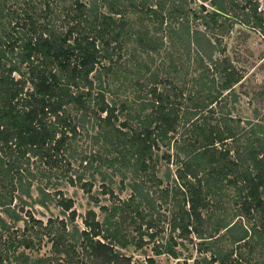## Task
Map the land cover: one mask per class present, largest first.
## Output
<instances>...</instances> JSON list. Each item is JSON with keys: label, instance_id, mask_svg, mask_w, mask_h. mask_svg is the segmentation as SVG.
Segmentation results:
<instances>
[{"label": "trees", "instance_id": "obj_1", "mask_svg": "<svg viewBox=\"0 0 264 264\" xmlns=\"http://www.w3.org/2000/svg\"><path fill=\"white\" fill-rule=\"evenodd\" d=\"M189 1L0 0V250L9 247L16 258L17 254H23L16 250L18 245H31L32 232L27 230L16 235L14 226L11 227L12 221L21 218L25 227L38 222V232L46 235L53 252L70 255L79 251L68 240L70 238L62 234L67 231L63 218H56L58 232L52 228L50 217L42 222L29 212H32L30 203L33 201L43 204L47 199H53L62 211H66L67 219L73 220L71 198L54 186L64 179L70 184L78 183L86 191L90 190V181L80 180V171L73 168L69 151L71 140L77 133V122L87 120L88 110L102 124L98 128L99 135L109 143L120 145L114 147L115 152L111 156L100 155L98 151L80 152L78 163L81 168L94 157L106 165L132 157L134 166L144 170V177L127 182L130 192L126 196L117 200L112 198L108 204H98L103 210L101 218H97L94 209L89 206L80 218L82 226L71 225L70 235L79 237L80 250L89 264H134L129 262L128 255L114 248V244L123 245L129 241L139 245L140 233L136 238L127 236L120 225L122 219L115 218V212L124 213L122 215L130 222L133 220L130 211L140 212V204L152 208L153 196L166 198L170 192L169 199H172L176 192L181 194L179 204L176 202L179 213L170 225L177 227L179 233L186 232L192 220L200 218L198 208L207 205L208 201L212 202L205 194L218 191V182L222 179L235 186L241 215L259 210L257 225L260 226H247L239 219L229 222L218 216L212 227L216 230L218 226H225L224 230L232 240L244 237L249 229L259 241L264 242V197H261L264 194L263 126L250 127L255 136L234 145L232 154H229V146L224 144L227 139L233 138L237 121L230 122L226 116L213 120L205 119V114L198 117L200 109L207 104V111L211 110L210 102L215 97L211 93H206L210 96L206 103L192 91L181 96L180 88L168 85L170 80L166 76L156 78L151 72L148 100L144 103L139 100V111L134 114L138 118V126H130L128 115L114 122L116 111L124 110L126 103L115 104L103 92L105 86L100 69L107 71L112 62L105 64L100 58L115 61L120 55L125 35L131 33H135L141 45L154 48L161 41L155 34V24H165L162 27L173 38L171 43L190 42L195 53L211 57L213 39L198 26L190 25L188 19L198 17L196 9H205L203 13L213 24L217 14L225 12L224 7L219 0H208L213 5L205 8V0H199L198 7L194 9L188 6ZM242 1L241 8L246 10L239 17L235 16L236 19L247 23L251 16L250 25L256 26L264 35V0L262 10L258 9V12L255 10L256 0ZM132 13L135 18L152 23L151 31L147 28L132 30L128 22ZM217 63L221 65L220 87L229 86L238 79V71L227 60L223 64L221 61ZM213 66L217 67L214 62ZM156 82L159 83L157 88ZM171 87V91L166 90ZM176 97L189 100L183 105L188 111L179 113ZM145 103L149 110L141 112ZM75 111H79L78 114ZM173 132L176 134L173 139L179 137L182 142L174 141V158L171 161L177 165L173 175H169L171 184L149 189L150 185H158L160 180L153 172L154 163L147 162L152 157L151 147L157 141L168 142ZM163 154L168 159L169 152ZM101 177H104L103 172ZM119 182L123 184L122 179ZM31 186L35 188L36 198L30 193ZM100 186L101 192H112L104 182H100ZM153 191H157L155 195ZM56 192L60 193L57 197L54 196ZM92 197L95 201L96 196ZM24 212H27L26 216ZM191 230L196 228L193 226ZM144 231L152 234L151 231ZM158 251L175 256V249L170 244L155 247L154 252ZM200 257L203 264H230L225 254H218L212 249ZM144 264H155L152 256L147 255ZM261 264H264V259Z\"/></svg>", "mask_w": 264, "mask_h": 264}, {"label": "rangeland", "instance_id": "obj_2", "mask_svg": "<svg viewBox=\"0 0 264 264\" xmlns=\"http://www.w3.org/2000/svg\"><path fill=\"white\" fill-rule=\"evenodd\" d=\"M198 1L190 0L188 6L196 9ZM219 1L225 12L217 14L215 23L212 24L211 20L203 13L205 9H196L195 14H198V17L188 19L190 25L198 26L213 39V47L210 50L211 57L195 53L190 42L189 44L182 41L171 43L173 38L171 39V35L165 33L162 27L165 24L162 22L160 25L155 24V34L159 35L161 41L154 48L141 45L137 42L135 33H131L125 35L126 38L122 41L119 50L120 55L115 61L107 57L100 58L102 63L112 62V66L107 71L104 72L100 69L106 98L113 99L115 104L124 101L127 105L124 110L116 111L115 123L119 122L124 115H128L130 126H138V118L134 114L139 111L137 108L139 100L143 103L148 100L147 89L148 85L152 84L148 80L151 77V72H154L156 78L166 76L170 80L168 85L180 88L181 96L192 91L194 94H198L199 99L205 103L210 98L206 93L215 96L210 102L212 111H207V104L200 109L201 111L199 110L198 117L201 118V115L205 114V119L213 120L219 116H226L230 118V122L237 121L233 138L227 139L224 144L229 146V154H232L234 145L242 144L246 139L255 136L250 131V127H264V35L259 32L256 26L250 25L251 16L248 17L247 23H241L236 19L235 16L239 17L246 10L245 7L241 8L242 0ZM210 4L213 5L208 0L204 1L205 8H210L212 6ZM262 7L263 0H256L255 10L258 12V9L262 10ZM131 16L132 18L129 17L128 22H130L132 30L142 31L147 28V31H151L152 23L145 22L146 19L135 18L133 13ZM113 55L114 53L111 58ZM212 60L217 67L213 66ZM226 60L238 71L239 77L229 86L220 87L218 78L221 65L217 62L221 61L222 63ZM94 80L93 82H95ZM155 84L157 88L159 83ZM171 89L172 87L166 90L171 91ZM175 100H178L179 103V113L183 114L188 111L187 107L183 105L184 103L188 104L189 100L183 99V97H176ZM148 110L149 106L145 103L141 112ZM78 112L75 111V114ZM86 115H88L87 120L77 122V133L71 140L69 151L73 168L80 171V180L90 181V190L86 191L78 183L70 184L64 179L54 186L59 188L63 195L71 198L70 207L74 208L73 220L67 219L66 211H62L53 199H47L43 204L33 201L30 203L32 212H29L33 218H39L42 222L50 217L53 221L52 228L58 232L56 218H63L67 231H63L62 234L67 239L70 238L68 240L73 242L75 249L79 251L70 255H63L59 251L53 252L45 239L46 235L38 232V222L34 221L32 226L25 227L23 220L18 218L12 221L14 225L11 224V227L14 226L16 235L26 233L27 230L32 232V243L26 247L18 245L16 250L22 251L21 255L23 256L17 254L16 258L12 256L11 248L0 250L2 256L0 264H89L83 251L80 250L79 237L76 234H73L72 237L70 235L71 225L74 224L77 228L82 226L80 218L89 206L94 209L95 216L101 218L103 210L98 207V204H108L112 198L117 200V198L126 196L130 192L127 182L132 178L144 177V170L140 171L134 166L132 157L111 165H106L94 157L88 161L84 168H81L78 163L80 152L98 151L100 155L105 153L107 156H111L115 152L114 147L120 145L114 142L109 143L103 139L98 133V128L102 124L96 121L91 111H86ZM121 128L127 129L126 126ZM173 136H176L175 132L171 133L168 142L157 141L156 145L151 147L152 157L147 162L154 163L153 172L160 180L158 185H150L149 189L171 184L169 175H173L174 166L177 165L176 162L171 161L174 158L172 154L175 147L174 141L182 142L179 137L173 139ZM184 140L183 138V142ZM165 152H169L168 159H165L163 154ZM148 168L150 169L151 166ZM101 172H103V178ZM167 172L168 175H166ZM120 179H122V185H120ZM100 182H104L112 192H101ZM218 183L220 185L218 191L214 193L209 191L205 194L212 202L208 201L207 205L198 208L200 218L192 220L189 225L190 229L186 232L179 233L177 227L170 225V221L176 220L179 213L177 212L178 197L181 194L178 195L176 192L172 195V199H169L170 192L166 198L153 196L152 208L140 204V212L130 211L133 213V220L130 222H127L128 217L122 215L124 213L115 212L114 217L122 219L120 225L123 226L127 236L133 235L136 238L140 233L141 242L139 245L129 241L123 245L115 243L114 248L122 254L128 255L129 262L134 264H144L147 255L152 256L155 264H203L200 256L208 254L209 249L217 251L218 254H225L230 264H261L264 259V242L259 241L256 234H251L247 229L244 237L232 240L224 230L225 226H218L216 230L212 227L218 216H223L229 222L239 219L244 225L260 226L257 225L260 220L259 210H251L250 213L241 215L235 186L227 184L224 179ZM156 192L153 191V194L155 195ZM30 193L32 197L36 198L34 186L30 187ZM59 194L56 192L54 196L57 197ZM93 195L96 196L95 201ZM261 197H264V194H261ZM24 214L26 216L27 212ZM136 224L139 226L136 227ZM193 226L196 228L194 231L191 230ZM144 230L151 231L152 234L148 235ZM34 232H36L35 235ZM208 233L211 235H207ZM168 244L173 245L175 256L165 251L154 252L155 247L160 248V246H168ZM203 246L208 248L202 249Z\"/></svg>", "mask_w": 264, "mask_h": 264}]
</instances>
